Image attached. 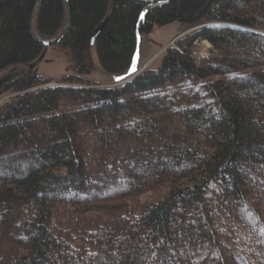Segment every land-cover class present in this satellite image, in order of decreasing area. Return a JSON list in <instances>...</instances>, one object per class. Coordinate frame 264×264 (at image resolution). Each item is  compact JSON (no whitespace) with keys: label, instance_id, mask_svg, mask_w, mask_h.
<instances>
[{"label":"trees","instance_id":"16d2710c","mask_svg":"<svg viewBox=\"0 0 264 264\" xmlns=\"http://www.w3.org/2000/svg\"><path fill=\"white\" fill-rule=\"evenodd\" d=\"M0 0V264H264V0ZM175 41L134 76L143 35ZM216 56L198 63V42Z\"/></svg>","mask_w":264,"mask_h":264},{"label":"rangeland","instance_id":"374dc122","mask_svg":"<svg viewBox=\"0 0 264 264\" xmlns=\"http://www.w3.org/2000/svg\"><path fill=\"white\" fill-rule=\"evenodd\" d=\"M198 29H200V27L185 31V26L183 24L174 22L169 25L156 27L149 35H143L138 55L137 71L133 76L134 78L130 77L128 79L133 78L134 80L149 67L153 70L159 69L164 52L169 47L173 46L176 40L184 38ZM214 56H216V54L210 43L206 41L197 43L194 57L198 63L204 58ZM70 65V59L66 53H63L54 47H49L46 48L43 58L37 64L36 73L44 78L53 80V82L47 87H56L62 82V78L68 75ZM87 79L104 88L118 87L125 84V81H121L119 77L115 78L114 76L104 73L98 60L96 61L95 71L88 76ZM14 97L15 95L11 93L2 94L0 96V107L4 106Z\"/></svg>","mask_w":264,"mask_h":264},{"label":"water","instance_id":"95a60500","mask_svg":"<svg viewBox=\"0 0 264 264\" xmlns=\"http://www.w3.org/2000/svg\"><path fill=\"white\" fill-rule=\"evenodd\" d=\"M131 1L145 7L147 10H152V9L170 4L171 2L175 0H131ZM41 2L42 0H39V6ZM65 2H66V7H67V13H68L67 23L65 27L63 28V30L59 33V35L53 40H50V41L43 40L37 35V32L35 30V17L33 19V23H32L33 33L37 41L46 48L57 46L63 40V38L69 33V31L72 29L73 22H74V9H73L72 0H65ZM133 78L127 80L126 83L132 81Z\"/></svg>","mask_w":264,"mask_h":264}]
</instances>
